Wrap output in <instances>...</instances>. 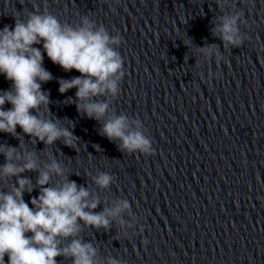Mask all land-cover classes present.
<instances>
[{"label": "water", "instance_id": "95a60500", "mask_svg": "<svg viewBox=\"0 0 264 264\" xmlns=\"http://www.w3.org/2000/svg\"><path fill=\"white\" fill-rule=\"evenodd\" d=\"M236 11L244 39L233 46L213 26ZM32 13L72 26L87 17L120 37L112 47L125 74L115 95L94 99L107 101L106 117L126 116L153 149L128 152L99 135L103 118L76 109V89L58 91L59 79L80 73L63 70L42 44L33 45L52 76L41 82L49 102L40 110L79 139L73 146L63 137L46 145L17 126L19 138L0 132V144L16 148L21 158L15 164L26 152L34 154L39 170L56 160L68 179L88 190V199H97L92 211L129 203L106 228L78 219V230L59 237L58 246L72 239L90 243L93 264H107L110 257L119 264H264V0H0V28L11 29L16 18ZM207 45L215 46L219 62L214 56L206 62L196 51ZM10 88L0 75V90ZM100 172L112 176L106 187L94 183ZM38 174H18L33 185L23 193L25 202L38 195ZM16 179L0 176V192L11 191ZM60 179L50 173L46 186ZM55 259L72 264L70 255Z\"/></svg>", "mask_w": 264, "mask_h": 264}, {"label": "clouds", "instance_id": "9594fccd", "mask_svg": "<svg viewBox=\"0 0 264 264\" xmlns=\"http://www.w3.org/2000/svg\"><path fill=\"white\" fill-rule=\"evenodd\" d=\"M227 3L228 0H219L221 5ZM240 20L239 11L220 17V23L213 28L222 42L241 44L244 37L239 33ZM182 42L189 45L187 39ZM119 43L120 37L110 35L103 25L94 26L87 17L78 26H72L61 24L51 14L32 13L25 20L16 18L11 29L4 25L0 28V75L11 81V88L0 90V132L19 138L16 131L19 126L24 134L46 145L63 137L64 144L73 146L79 139L69 128L44 118L40 110L49 102L41 82L52 78L43 67L41 49L33 46L42 44L44 54L52 62L65 71L75 69L80 73L70 79H59L58 91L64 93L74 87L76 109L94 120L103 118L98 134L109 141H118L119 148L125 151L150 154L153 151L150 141L131 128L126 116L106 117L107 101L94 99L117 92V82L125 74L122 57L112 47ZM196 51L206 62L213 56L216 62L221 59L214 45L197 46ZM5 103L10 107L4 108ZM95 147L99 150V145ZM0 155L5 159L0 165V176L17 177L11 191L0 192V264H57L58 255H70L72 264H93L96 250L90 243L72 239L67 246L59 247L58 238L72 236L78 230V219L92 227L106 228L109 217L127 209L128 201L118 202L112 208L104 207L99 212L92 211L97 207V199H88V190L68 179L56 160L45 164L46 170H39L32 152L24 154L22 164L12 162L14 158H21L15 147L0 144ZM33 169L38 170L36 184L41 187L37 196L25 202L23 193L31 192L33 185L18 174ZM50 173L61 179L57 184L46 186ZM93 180L99 187H106L112 176L100 172ZM107 264L119 262L110 257Z\"/></svg>", "mask_w": 264, "mask_h": 264}]
</instances>
